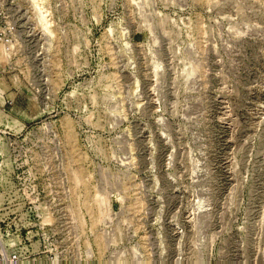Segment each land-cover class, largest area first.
<instances>
[{
    "label": "rangeland",
    "instance_id": "obj_1",
    "mask_svg": "<svg viewBox=\"0 0 264 264\" xmlns=\"http://www.w3.org/2000/svg\"><path fill=\"white\" fill-rule=\"evenodd\" d=\"M3 3L2 212L40 264H264V0Z\"/></svg>",
    "mask_w": 264,
    "mask_h": 264
},
{
    "label": "built area",
    "instance_id": "obj_2",
    "mask_svg": "<svg viewBox=\"0 0 264 264\" xmlns=\"http://www.w3.org/2000/svg\"><path fill=\"white\" fill-rule=\"evenodd\" d=\"M14 34V24L8 20L7 9L3 0H0V43L7 48L12 46L15 42ZM0 187L8 193L7 187L10 186L1 182ZM12 201L11 196L3 197L0 194V264H40L41 259L36 257L39 254H43V260L47 261V253L51 254V251L39 238L35 247L31 241L32 234L30 235V231L23 224L25 222L22 214L17 215L16 210L2 212L5 208L13 207ZM26 204L27 201H22L17 206L22 209ZM42 247L43 250L40 249Z\"/></svg>",
    "mask_w": 264,
    "mask_h": 264
}]
</instances>
